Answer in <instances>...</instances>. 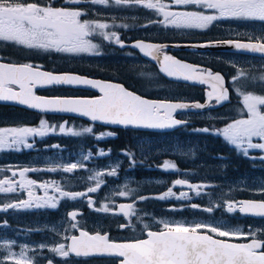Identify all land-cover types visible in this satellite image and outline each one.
<instances>
[{"label": "flooded vegetation", "instance_id": "af4514ba", "mask_svg": "<svg viewBox=\"0 0 264 264\" xmlns=\"http://www.w3.org/2000/svg\"><path fill=\"white\" fill-rule=\"evenodd\" d=\"M25 2H39L46 4L51 2L54 7H79L86 12L81 17L87 20L86 16L94 12V4L90 0H82L79 5H72L66 0H25ZM95 7L96 4H95ZM177 11L176 9H171ZM180 11V10H179ZM94 14V13H93ZM98 16L94 14V20ZM141 38V37H140ZM137 38H134L135 40ZM248 40V38H240ZM156 41V40H154ZM160 41V40H158ZM130 40L122 39L120 44L111 43L114 49L121 47V51L114 56H106L101 53L96 61L98 67L110 66L116 73L122 75L123 80L129 89L134 91H152L153 76H148L147 72L158 71L156 63L144 59L140 53L129 47ZM163 42V41H162ZM20 45L11 48H0V61L8 58L5 54L23 53ZM110 48V47H109ZM168 53L179 56L177 53H192L186 50H175L173 48L163 49ZM101 52V50H100ZM198 54V52H194ZM236 55L245 59L246 65H250V71L256 69V66L264 67V57L245 53L224 52L219 54ZM24 55V54H23ZM105 60L103 61V59ZM40 60L41 58H36ZM109 61V62H108ZM111 61V62H110ZM191 62L202 66L203 69L211 70L212 73H221L226 81V86L230 91L228 101L217 103L214 93L212 99L208 101V93L212 92V86L206 83L190 85L192 94L177 95L173 93L156 94L154 98L172 99L177 96L184 100L200 102L207 104V108L202 111L183 112L178 117L187 120H194L195 127L191 129L170 131H141L130 127L109 126L95 123L81 117L71 115H53L41 114L35 115L31 122H24L23 117L12 115L9 119L14 121L5 122L8 117L0 115V128H18L31 127L39 128L41 120L47 122L49 126H55L54 130H49L46 135H29L26 143L32 147H26L21 144L14 148L0 150V180L11 179L16 182V191L0 193V238L4 240L15 239L16 244L13 248L15 253L23 251L27 254L31 264H118L116 257H95V256H76L71 253L67 257H62L51 249L61 243L69 245V239L77 235L80 229L90 232H99L108 234L112 241L144 237L147 230H159L163 226L157 222H148L147 228L139 232L130 231L134 222H122V215L118 213L119 199L114 196V188L118 181L124 177V174H134L147 180V184L154 185L153 194H163L174 187L178 190L176 193L186 192L192 200L178 196L168 201L155 200L149 196L145 201L151 200L155 205L165 210L170 207L187 210L184 214L187 218L205 219L200 215H205L208 208H212L210 222H186V224L205 223L214 226H221L225 229H240L244 233L253 232L255 238L264 242V217L252 214H244L237 209L234 212L227 210V204L243 200H264V194L259 189L264 186V150L248 149L245 155L242 149L230 144L220 135L217 130L223 129L227 124L238 119L247 118V110L244 107L243 96L241 93H251L264 96V91L253 89L257 83L252 81L240 82V78L233 81V77L238 75L237 70L230 67V64L214 63L205 58H192ZM131 66H135L140 71L145 70L144 77L136 74L139 71L132 72ZM131 73H129V70ZM264 71V69H263ZM128 85V86H127ZM44 90L39 89L38 93ZM139 92V93H141ZM87 96H96L94 94ZM208 101V102H207ZM8 106L11 110L19 107L0 104V107ZM264 111V108L261 109ZM36 113V112H35ZM53 118L55 121H52ZM51 119V121H47ZM65 125V131L61 132L59 125ZM85 128H92L91 133L82 132ZM81 132L80 135H74L69 132ZM208 129L209 131H200ZM140 131V132H139ZM101 133H112L105 135L101 139L97 136ZM137 136V137H135ZM143 137L140 138L139 137ZM191 136V137H190ZM264 142L260 138L254 137L253 143ZM246 147V146H245ZM103 150L106 155H100ZM88 156V159H84ZM51 161L61 162L60 164L51 163ZM135 166H128L135 163ZM138 162H141L138 164ZM165 162L174 164V169H166ZM143 163V164H142ZM72 164L78 167L72 172L64 169ZM63 165H66L63 167ZM82 165V166H81ZM143 167H140L142 166ZM38 169V171H29L25 173L26 179H31L37 184L55 181L61 190L70 193H87L86 196H80L76 199L60 197L53 187L47 190L38 186L33 187L32 191L35 197H44L46 192L48 196L57 197V207H31V208H5L8 204L19 203L28 200V190L19 187L21 179L19 172L22 169ZM55 168L56 171L49 169ZM94 168L95 172H91ZM93 169V170H94ZM115 169L116 175H107V172ZM13 172L16 173L13 176ZM96 173H103L100 188L96 192H88L90 187H95L96 180L89 179ZM259 179L262 180L258 186H242L227 188L226 181L233 179ZM184 180V185H174V181ZM188 185H204L199 194ZM7 185H5L6 187ZM181 197V198H180ZM89 199L92 204H89ZM108 210H101L104 206ZM197 205L198 207H193ZM192 210V211H190ZM202 211L201 214L197 211ZM77 211L75 219L69 213ZM89 212L95 214L91 220ZM217 215V217H215ZM221 218V222L216 219ZM207 220V219H206ZM57 224V225H56ZM63 224L66 229V240L59 243L58 233L55 227ZM76 224V227H71ZM127 225V226H124ZM215 235V234H213ZM218 237V236H217ZM233 240L239 243L251 242V237H220ZM43 246V247H42ZM2 249L0 248V264H15L16 260H5Z\"/></svg>", "mask_w": 264, "mask_h": 264}, {"label": "snow or ice", "instance_id": "6c2138e0", "mask_svg": "<svg viewBox=\"0 0 264 264\" xmlns=\"http://www.w3.org/2000/svg\"><path fill=\"white\" fill-rule=\"evenodd\" d=\"M72 5H79L82 0H66ZM91 4H107L108 0H90ZM116 4L142 5L147 9L156 10L162 14L163 20L159 21L164 26L175 28L207 29L214 21L221 19H236L245 21H259L264 23V0H171V4L198 6L195 11H172L170 4L163 3L162 0H115ZM86 12L79 7H54L51 2L41 4L39 2H25V0H0V40L14 42L27 48L44 50H54L63 53H90L96 51L98 45L93 44L90 37L99 34L105 39H115L117 44L121 41L115 33L104 32L109 25L99 21L82 20L81 17ZM155 23V21L150 22ZM213 43H225L234 46L238 50L264 53V34L261 36H248V42L238 40L209 42L199 47L213 46ZM135 47L139 48L146 56L158 59L155 55L163 51L167 45H156L152 43L137 42ZM197 46V45H191ZM161 70L168 76L183 78L184 80H200L205 83L214 81L213 92H209L211 99L216 93L215 99L219 103L228 99L227 89L223 86V77L213 74L211 70L203 69L199 66L183 63L174 57L164 55ZM247 76L244 71H239L235 82L241 77ZM259 79L264 80V76ZM69 85V86H90L98 89L100 96L94 98H73L54 97L46 98L37 96L34 88L46 85ZM18 86L16 90L13 86ZM244 107L247 110V118L238 119L227 124L223 129L217 130L227 142L242 149L244 154H248V149L264 150V142L253 143V138H260L264 141V96L251 93H241ZM0 101H17L22 105H27L33 109L44 112H69L78 113L90 117L92 121H103L112 124L134 125L148 128H171L183 123L173 118V112L178 109L189 107L202 108L199 103L186 104L170 101H150L142 98L133 92L127 91L123 86L102 82L99 80L82 77L77 74H53L37 70L32 64H4L0 63ZM55 126H49L46 121L41 120L39 128L18 127L0 128V150L14 148L21 144L32 147L26 143L29 135L44 136L49 130H54ZM61 132L65 131V125H59ZM80 135L81 132H73ZM92 128H85L82 132L91 133ZM200 131H209L201 129ZM112 133H101L97 139ZM246 146V147H245ZM100 155H106L103 150ZM85 156L84 159H88ZM264 159V157H261ZM82 166V165H81ZM78 167L72 164L64 170L72 172ZM166 169H174L176 166L165 162ZM56 171L55 168L49 169ZM38 171V169H22L19 172L21 177L19 187L28 190V200L19 203L8 204L5 208H31V207H57V197L48 196L35 197L33 187H40L47 190L53 187L59 192L60 197L76 199L86 196L87 193H70L61 190L55 182H44L37 184L36 181L25 178V173ZM16 173L13 172V176ZM103 173H96L89 179L96 180L95 187H90L88 192H96L101 184ZM107 175H116L113 169ZM184 180L174 181V185H184ZM16 182L11 179L0 180V193L14 192ZM5 185H7L5 187ZM190 188L199 191L204 185H188ZM264 194V186L259 189ZM131 190L119 191V196H130ZM173 195L172 189L160 199ZM181 197L187 196L182 192ZM139 199H147L140 197ZM89 199V204H92ZM198 207L197 205H192ZM120 211L129 216L133 214V204H120ZM244 214H252L264 217V200L260 201H240L236 204L229 202L227 210H236ZM101 210L107 211L105 205ZM211 212L212 208L206 209ZM69 215L75 219L77 213L71 212ZM163 228L160 231H147L146 239H136L130 242L112 241L107 234H92L81 230L79 236L70 237V245L63 243L53 247L51 251L62 257H67L70 253L76 256H116L121 258L120 264H264V242L255 238V233H244L240 229H225L221 226H214L205 223L185 224L180 222L161 221ZM127 226V225H124ZM71 227L75 228L76 224ZM148 226L145 225V228ZM215 234V235H213ZM218 237H251L248 243H233L229 240L218 239ZM43 247V246H42ZM20 258L15 264H31L30 259L21 251ZM51 264V261H49Z\"/></svg>", "mask_w": 264, "mask_h": 264}, {"label": "rangeland", "instance_id": "374dc122", "mask_svg": "<svg viewBox=\"0 0 264 264\" xmlns=\"http://www.w3.org/2000/svg\"><path fill=\"white\" fill-rule=\"evenodd\" d=\"M170 0H162L163 3H168ZM92 7V10L94 11L93 13L98 16L96 20H94V14L92 13L91 15H87L86 19L88 21H99L102 23H107L109 27L107 29H104L103 31L112 34L115 33L116 36L119 37V39H122V35L117 34L116 29L122 25L121 20H127V19H134L137 20L140 18V16L144 17V15L134 13L133 9L134 6H139V5H134V4H116L115 0H108L107 4H96ZM142 6V5H141ZM143 7V6H142ZM197 10H199L198 6H196ZM147 9V8H146ZM171 10V8H169ZM147 11H150L154 13L153 15L150 16H145L143 21V25H148L152 26L148 30H143L141 34L143 37H146L148 39L154 38L163 42H180L177 40L181 39H189V38H197L203 35H206L207 33L212 31L217 32L218 35H221L217 39H227V38H248V36H261L264 34V23H261L259 21H245V20H236V19H221L218 21H214L212 25H210L207 29H190V28H175L171 25L169 26H164V24L160 23L159 21L163 20L162 14L158 13L156 10L153 9H147ZM159 18V21H157L155 18ZM155 21V23H150ZM142 24V23H141ZM120 35V36H119ZM91 41L93 44L98 45V48L94 52L90 53H75V54H70V53H63V52H56L54 50H44V49H36V48H27L25 46H21V48H18V50H22L25 56H28L29 58H41L42 60L45 59V61L53 62L55 64L63 65L66 68L68 67H73V66H78L82 64H87V65H92L95 67H98L97 65V60L99 59V55L102 53L103 45L102 42H105L106 44L113 41L115 43V39H105L103 36L97 34H94L93 36L90 37ZM101 40V41H100ZM209 40H215V39H209ZM11 46V48L17 47L18 44L14 42H9V41H2L0 40V48H6V46ZM109 49V48H106ZM101 50V52H100ZM219 53H224V52H219V51H199L198 54L192 52V53H187L189 57L192 58H205L207 61L214 63H221L224 61L226 64H230V67L234 70L237 71H244L247 73V76L241 77L240 82H246L247 80L256 82L257 84L253 86V89H260L261 91H264V80L259 79L260 77L264 76V67L263 69L260 68V66H256L253 71H250L251 67L250 65H246L245 59L241 58L236 55H226L225 54H219ZM32 60V59H31ZM105 58L103 59V61ZM129 70V69H128ZM130 70L132 72L139 71L140 69H137L135 66H131ZM129 70V73H131ZM145 72V70L141 71ZM148 76H155V73L153 71L147 72ZM143 76V73H142ZM2 121V120H0ZM9 121H15L11 119H7L5 122ZM191 137V136H190ZM143 138V137H139ZM28 138H26L27 140ZM56 161H51V163H55ZM61 162H56L55 164H60ZM141 162H138V164ZM135 163L129 164L128 166H135ZM143 164V163H142ZM66 165H63V167ZM140 167H143L140 166ZM94 168L91 169V172H95ZM94 174V173H93ZM143 182H147L144 178H140ZM141 182V183H143ZM262 180L259 179H233V180H227L226 181V187L227 188H235V187H242L244 185L246 186H258L260 185ZM134 181H133V174H124V177L121 179L120 175V181H118V185L115 186L114 188V196H116L120 202H128L130 204H133V214L129 216H122V222H134L133 227L130 229V231L134 232H139L140 230H143L145 225H147L148 222H157L160 223L161 221H167V222H180V223H185L186 222H210L212 213L209 211H205V215H200L205 219H201L200 217L198 218H187L185 217V212L188 210H183L181 208L175 207L172 208L170 207L168 210L170 213H167L164 208H160L162 214L158 215L154 211H140V208L137 207V204L133 200V193H134ZM169 188L172 189L173 195L166 196L163 199H160L158 197L164 196L166 192L163 194H152L150 198H154L155 200H161V201H168L171 198H175L180 196L182 193H176L178 190H173L174 187L169 186ZM131 190L132 194L130 196H119L117 193L119 191H127ZM186 193V192H184ZM181 198V197H180ZM184 198H187L189 200H192L190 196L187 194ZM192 211V210H190ZM193 212V211H192ZM198 213L201 214V210L197 211ZM118 213L120 211L118 210ZM91 215L90 219L91 220L95 217V214L92 212H89ZM217 217V215H215ZM207 219V220H206ZM221 222V218L216 219V222ZM161 224V223H160ZM57 225V224H56ZM162 225V224H161ZM163 226V225H162ZM66 229L67 227L63 224H60L58 227H55V231L58 233V241L61 243L62 241L66 240ZM4 240V238H0V248L2 249L3 257L5 260H16L19 259L20 256L19 254L21 253H15V249L13 246L16 244L15 239H9V240ZM27 254L25 253V256Z\"/></svg>", "mask_w": 264, "mask_h": 264}, {"label": "trees", "instance_id": "16d2710c", "mask_svg": "<svg viewBox=\"0 0 264 264\" xmlns=\"http://www.w3.org/2000/svg\"><path fill=\"white\" fill-rule=\"evenodd\" d=\"M169 2H170V8L176 9L177 11H179V10L180 11H195V10H197L196 6L174 5V4H171V0ZM133 11H134V13L144 15V17L150 16V15L154 16V13L147 11V9L145 7H142L141 5L134 6ZM144 17L140 16V18L137 20H134V19L124 20V19H122L121 20L122 25L116 29L117 34L122 35V38L125 40H131L133 38L143 37L141 32L143 30H148L152 27V26H149V24L145 25V26L143 25L142 20H144V19H142V18H144ZM155 19L157 21H159V18L156 17ZM139 31H141V32H139ZM220 36L221 35H218L217 32L211 30V32L207 33L206 35H203V36H200L197 38L181 39V40H177V41H197V40L217 39ZM151 39L157 40L154 38H151ZM112 42H110V43H112ZM102 45H103V48H101V49H102V53L104 54V57L109 56V55L114 56V54H118L122 50L121 47H119V46H117V48L115 47L113 49L112 48L113 46L109 43L106 44L105 42H102ZM106 48H109V49H106ZM177 54L182 58H186L187 60L192 59V57H189V55L187 53L180 52ZM5 56L8 57V58H4L5 60H8V61L14 60L15 62H22L24 60L30 61L31 59H33V58H29L28 56L18 54V53H14L13 55H9L6 53ZM43 64H44L43 65L44 68L51 70V71H74V72L86 74V75H89L92 77H100L103 79L115 80V81H120V82L125 83V81L122 78L121 72L116 73L114 70H112L110 68V66H107V65L100 68V67H95L92 65L82 64V65L66 68L63 65H59V64H55V63L44 62ZM153 72H155V71H153ZM136 74H140L139 75L140 77L145 76V74H143V76H142V72L140 70ZM152 80H153V86L156 87L154 90L145 91V93H142L139 90L137 92H141V94L149 96V97H155L156 94H164V93H167V94L173 93V94H177V95H183V94L190 95V94H192V92H191V89H193L192 86L187 85V84L173 83V82L167 81L162 75L158 74V72L152 78ZM43 93L49 94V95H55V94H60V95H92V94H94V92H91V91H86V90H82V89H75V88L66 87V86L50 87V88H47L46 90H44ZM0 115H2L4 118L5 117L10 118L12 115H19V116L23 117L24 120L26 119L24 122H31V121H33L32 118L36 117L35 115H39V114L32 112L30 110L24 109V108H18L16 111V110H11L10 107H8V106H2V107H0ZM51 119H52V121H55L53 118H51ZM51 119H48L47 121H49V120L51 121ZM194 124H195L194 120H188L186 122V124L180 128V130L191 129V127H195ZM186 125L191 126V127H186ZM135 137H137V136H135ZM133 181H134V185H133L134 193H133L132 198L135 201V203L137 204V207L140 208V211L144 212L146 210H150V211H154L157 214H161L162 212H161L160 208L158 207V205H155L153 202L146 203V201H145L146 199H139L140 197H147L148 198L153 193H155V189L159 190V188H157L154 185H149V184L143 182L140 179V177L137 175V171L134 172ZM141 182H143V183H141ZM165 211L167 212L169 210L167 209ZM167 213H169V212H167Z\"/></svg>", "mask_w": 264, "mask_h": 264}, {"label": "water", "instance_id": "95a60500", "mask_svg": "<svg viewBox=\"0 0 264 264\" xmlns=\"http://www.w3.org/2000/svg\"><path fill=\"white\" fill-rule=\"evenodd\" d=\"M228 40H238V41H241V42H248V40H240V39H221V40H208V41H196V42H177V43H167V42H158V41H150V40H145V39H135L131 42L128 43V45L130 47H132L133 49L137 50L140 55L142 57H144L145 59H148V60H151L153 62L156 63L157 65V68L159 70V72L167 79V80H170V81H174V82H182V83H187V84H200L202 82H200V80H184L183 78H177V77H172V76H168L167 73L163 72L161 70V65L163 63V56L164 55H168V56H171V57H174L175 59L177 60H180L181 62L183 63H187V64H190V65H194V66H199V65H196V64H193L187 60H184V59H181L177 56H175L174 54L172 53H168L166 51H162L160 53H156L155 55L158 57V59H153L152 57H149V56H146L139 48L135 47L134 45L137 43V42H144V43H152V44H156V45H167V47L163 48V49H166V48H173L175 50H191V51H230V52H239V53H246V54H253V55H259V56H264V53H259V52H252V51H246V50H238L236 49L234 46L232 45H229V44H225V43H213V46H208V47H199L198 45H204V44H207L209 42H218V41H228ZM191 45H197V46H191ZM0 63H4V64H27V63H13V62H6V61H0ZM37 68V70L39 71H43V72H49V73H53V74H65V73H70V74H77V75H80L82 77H87V78H91V79H95V80H99V81H102V82H109V83H113V84H117V85H121L123 86L127 91H130V92H133L134 94L136 95H139L141 96L142 98L144 99H147V100H150V101H170V102H179V103H186V104H189V105H192V104H196V103H199L201 104L200 102H195V101H187V100H177V99H158V98H150V97H147V96H144V95H141L129 88H127L123 83L121 82H118V81H113V80H107V79H103V78H100V77H92V76H89V75H86V74H81V73H78V72H73V71H59V72H54V71H50V70H47V69H44V68H41V67H37V66H34ZM202 68V66H199ZM214 74V73H213ZM216 74V73H215ZM220 74V73H219ZM221 75V74H220ZM222 76V75H221ZM223 77V76H222ZM206 84L208 85H211L212 86V92L214 91L213 90V83H215L214 81L212 80H209L208 82H205ZM52 86H67V87H72V88H75V89H82V90H89V91H94L96 92L98 95L96 96H81V95H43V94H39L37 93V90L39 89H44V88H47V87H52ZM223 86L224 88L227 89V96H228V99H229V96H230V91L228 89V87H226L225 85V79L223 77ZM16 90H19L18 86H13ZM34 92L37 96H41V97H46V98H54V97H73V98H94V97H97V96H100L101 93L99 92L98 89H95V88H91L90 86H69V85H57V84H53V85H46V86H37L36 88H34ZM219 92V87H217L216 89V92L214 93H218ZM208 97V101H210L211 99ZM221 101L220 103H224L226 101ZM207 101V102H208ZM0 104H8V105H14V106H20V107H24V108H27V109H30V110H33V111H37V112H41V113H46V114H56V115H71V116H76V117H81V118H84L86 120H89V121H92L90 117H87V116H83V115H80L78 113H69V112H52V111H48V112H44V111H41L39 109H33V108H30L28 107L27 105H22L20 104L19 102L17 101H0ZM201 105H204V107L202 108H193V107H189V108H186V109H178L176 110L175 112H173V118L176 119V120H180L182 121L183 123L179 124V125H176V126H173L171 128H163V129H160V128H148V127H138V126H134V125H128V126H125V125H120V124H112V123H108V122H103V121H92V122H95V123H99V124H103V125H109V126H112V125H115V126H119V127H130V128H135V129H139V130H144V131H169V130H174L180 126H182L184 123H185V120L183 119H180L178 117H176L177 114H180L182 112H194V111H202V110H205L207 108V104H201ZM243 201H257V200H243ZM124 204V203H122ZM128 204V203H126ZM120 205V204H119ZM120 209V208H119ZM71 212H76L77 211H71ZM83 231H86L84 229H81ZM79 230V233L80 231ZM149 231V230H148ZM151 231H160V230H151ZM88 232V231H86ZM79 233L77 236H79ZM90 235L92 234H96V233H90L88 232ZM147 233V231H146ZM108 235V234H107ZM109 236V235H108ZM147 238V235L146 237H143V238H140V239H146ZM216 238V237H215ZM219 239V238H218ZM136 239H132V240H121V241H116V242H130V241H134ZM230 241V240H229ZM230 242H233V243H238V242H234V241H230ZM71 243V240L69 241V245ZM71 254H74L75 253H71ZM90 256H98V255H90ZM108 257H116V256H108ZM119 258V257H117ZM120 259L119 258V264H120Z\"/></svg>", "mask_w": 264, "mask_h": 264}]
</instances>
